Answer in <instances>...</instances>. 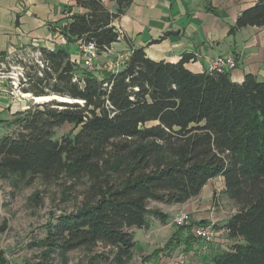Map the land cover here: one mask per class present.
Wrapping results in <instances>:
<instances>
[{"label":"trees","instance_id":"1","mask_svg":"<svg viewBox=\"0 0 264 264\" xmlns=\"http://www.w3.org/2000/svg\"><path fill=\"white\" fill-rule=\"evenodd\" d=\"M72 1L64 7L65 22L50 25L67 46L16 51L40 53L32 64L19 61L25 94L74 102L18 111L3 121L11 132L0 137V182L83 185L79 207L49 222L37 243L40 256L29 264H53L71 251L99 246L107 257L97 258L126 264L136 249V229L171 220L152 203L185 204L216 178L238 211L222 225L228 247L218 248L210 264H264V81L195 73L186 67L191 55L157 61L144 48L133 49L117 71H91L68 47L108 51L121 37L114 22L133 0H110L115 10L103 0ZM247 26L264 27V0L245 10L231 32ZM8 56L1 53L0 65ZM193 225L177 228V235ZM179 242L173 237L145 260L170 256Z\"/></svg>","mask_w":264,"mask_h":264},{"label":"crops","instance_id":"2","mask_svg":"<svg viewBox=\"0 0 264 264\" xmlns=\"http://www.w3.org/2000/svg\"><path fill=\"white\" fill-rule=\"evenodd\" d=\"M103 1L110 10L116 9L115 2ZM259 1L133 0L125 14L114 22L121 33L119 41L108 51L97 55L96 63L98 68L106 69V65L119 56H130L133 49L144 48L148 57L157 61L166 60L176 63L185 55H191L192 59L186 67L192 72L202 73L207 71L209 62L215 57L234 56L238 60L237 68L230 72L234 82H243L249 74L259 81H264V27L247 26L231 32L238 17ZM71 4H74L72 0H0V58L1 53H12L19 47L54 49L67 46L66 40L59 32L54 33L50 25L55 27L65 22L63 10L66 5ZM68 48L75 51L72 55L73 59L84 66L80 45L74 44ZM2 100L6 99L0 96V101ZM6 109L7 106L0 104V114L5 113ZM25 109L27 106L9 111V115L0 119V122L10 120L11 115ZM4 133L5 130L2 131L1 136ZM217 179L221 181L218 186L215 184ZM224 188L223 180L216 178L203 188L200 195L185 204L160 205L159 208L169 214L171 219L174 209L189 211L193 228L189 232L177 235L178 229L170 224V221L164 224L154 219L149 228L135 230L136 248L139 246L138 243H141L138 237L145 233L156 238L158 235L169 236L167 242L175 237L180 241L178 249L192 256L189 258L190 263L195 260L204 264L205 258L212 257L210 248L213 244H207L197 238L188 241L187 237L195 235L193 229L197 224L216 221L215 228H219L238 211L234 202L224 193ZM223 199L232 206L234 204L231 210L234 213L228 218H223L221 212ZM221 232L227 236L224 228ZM153 251H149L148 254Z\"/></svg>","mask_w":264,"mask_h":264},{"label":"rangeland","instance_id":"3","mask_svg":"<svg viewBox=\"0 0 264 264\" xmlns=\"http://www.w3.org/2000/svg\"><path fill=\"white\" fill-rule=\"evenodd\" d=\"M81 55L83 56V52H81ZM39 57L40 53L38 50L27 49L26 52L15 50L9 53L7 62L0 65V76H3L6 80L5 83L9 84L6 89L9 92H13V94L6 93L2 96L6 100L0 101V104L4 107L7 106V109L5 113L0 114V119L6 118L9 115V111H15L22 106L29 108L35 104H40L22 96V94H25L21 90L24 69L19 65L21 59L32 64ZM97 71L111 72L112 70L98 68ZM13 82L18 86L16 89L13 88ZM7 126L8 124L0 122V136L4 130L6 133L11 132ZM220 182L218 179L215 180L217 186L220 185ZM82 189L83 185L81 184L76 186V188L69 189V184L64 180L57 183H46L42 179L36 178L31 183L23 182L18 186L12 184L11 181L0 182V264H29L37 261V257L40 256L41 252L37 243L46 236L45 228L57 215L73 211L79 207L82 200ZM222 201L224 202L221 211L223 218H228L234 213L231 210L234 208L235 203L232 206L225 199ZM152 205L159 207L162 204L152 203ZM180 211L182 210L174 209L172 215ZM169 223H172V219ZM217 228H214L215 237L212 242V248H210L212 255L217 252L218 248L228 247V238L224 235V232H221L222 227L218 228V235L216 233ZM168 238L169 236L158 235V238H156L154 236L150 237L149 233L142 234L138 237L141 243H138L139 246L135 249L132 259L126 264H200L195 260L190 263L189 258H192V256L190 257L180 248H176L170 256L161 255L152 261H146L145 258L149 255V251L164 247ZM106 252L107 250L102 246L92 251L77 249L61 258H57L53 264H109L104 258L107 257ZM99 253H104L105 256L101 259L97 258ZM203 261L204 264H210V257L208 256Z\"/></svg>","mask_w":264,"mask_h":264},{"label":"built area","instance_id":"4","mask_svg":"<svg viewBox=\"0 0 264 264\" xmlns=\"http://www.w3.org/2000/svg\"><path fill=\"white\" fill-rule=\"evenodd\" d=\"M80 50L83 52L85 66L91 70L96 71L98 64L96 63L97 53L94 46L80 45ZM128 55L119 56L115 62L106 65V68L112 71L119 70L128 59ZM238 66V60L234 56H218L209 62L207 71L208 72H231ZM6 80L3 76H0V96L4 94H13V92L7 91L9 84L5 83ZM5 84V85H4ZM18 86L13 82V88L16 89ZM172 224L177 228L187 229L192 226V216L187 210H182L179 213L173 215ZM216 221H212L206 225H198L194 227V233L201 241L205 243H212L214 241Z\"/></svg>","mask_w":264,"mask_h":264},{"label":"bare ground","instance_id":"5","mask_svg":"<svg viewBox=\"0 0 264 264\" xmlns=\"http://www.w3.org/2000/svg\"><path fill=\"white\" fill-rule=\"evenodd\" d=\"M22 96L24 98H27V99H32L34 100L36 103H46L47 101H51L53 100V97L52 96H47V97H38V98H34L31 94H22ZM56 98V97H55ZM59 98V97H57ZM60 100H63V101H68V102H72L73 100H70V99H65V98H59ZM74 102V101H73Z\"/></svg>","mask_w":264,"mask_h":264},{"label":"water","instance_id":"6","mask_svg":"<svg viewBox=\"0 0 264 264\" xmlns=\"http://www.w3.org/2000/svg\"><path fill=\"white\" fill-rule=\"evenodd\" d=\"M34 97V96H33ZM42 97H47V96H42ZM53 97V100H57V101H61V102H68V101H63V100H60L59 98H57L58 96H52ZM56 97V98H55ZM34 98H38V97H34ZM52 101V100H51ZM49 102V101H47Z\"/></svg>","mask_w":264,"mask_h":264}]
</instances>
